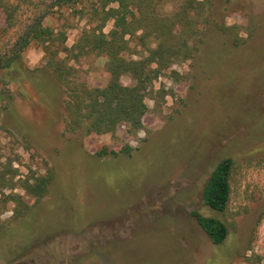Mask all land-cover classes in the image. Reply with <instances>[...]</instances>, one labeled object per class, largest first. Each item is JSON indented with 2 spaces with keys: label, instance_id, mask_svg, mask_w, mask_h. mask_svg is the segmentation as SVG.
Segmentation results:
<instances>
[{
  "label": "rangeland",
  "instance_id": "obj_1",
  "mask_svg": "<svg viewBox=\"0 0 264 264\" xmlns=\"http://www.w3.org/2000/svg\"><path fill=\"white\" fill-rule=\"evenodd\" d=\"M198 1L206 2L199 49L153 84L167 95L157 110L146 99L134 135L123 126L105 135L67 132L66 87L41 48L25 52L24 65L40 79L8 84L0 100V264L39 253L28 250L39 242L51 254L60 244L61 264H264V0ZM87 10L64 9L45 23L64 31L70 47L96 25ZM130 47L137 54L127 58L146 55L134 41ZM105 63L95 53L64 62L89 88L104 85ZM124 147L130 155L97 156ZM226 158L234 160L231 196L216 212L201 193ZM47 176L38 201L21 187ZM195 213L224 222L226 239L212 244Z\"/></svg>",
  "mask_w": 264,
  "mask_h": 264
},
{
  "label": "trees",
  "instance_id": "obj_2",
  "mask_svg": "<svg viewBox=\"0 0 264 264\" xmlns=\"http://www.w3.org/2000/svg\"><path fill=\"white\" fill-rule=\"evenodd\" d=\"M85 1L0 0V100L8 84L40 79L41 74L24 65L25 52L37 46L42 49L53 76L66 87L63 107L67 132L78 136L105 135L123 126L128 135H134L143 128L142 119L148 112L146 99L154 100L157 110L167 95L163 88L153 90V84L168 72L174 74V65L192 59L198 51L202 42L198 19L206 2L99 0V6L92 4L87 10ZM64 9L79 14L87 10L88 19L96 22L94 27L83 30L70 47L66 45L64 31L45 23ZM110 20L112 29L105 34L103 28ZM132 41L146 53L138 60L126 57L137 54L130 47ZM92 53L106 57L102 87L89 88L78 83L70 78L71 69L64 64ZM124 76L130 78L131 85L122 84ZM132 151L131 147L111 151L103 148L97 156L130 155ZM233 168L231 158L215 166L201 193L204 206L216 212L225 211L231 196ZM48 182V176L36 177L33 183L26 181L21 187L38 201L44 196ZM195 219L212 244L226 239L228 227L221 220L198 213Z\"/></svg>",
  "mask_w": 264,
  "mask_h": 264
},
{
  "label": "flooded vegetation",
  "instance_id": "obj_3",
  "mask_svg": "<svg viewBox=\"0 0 264 264\" xmlns=\"http://www.w3.org/2000/svg\"><path fill=\"white\" fill-rule=\"evenodd\" d=\"M55 243H58V241ZM59 243L62 242L59 241ZM38 247L42 250L39 251V253H34V251L25 253L23 256L20 257L22 259L17 258L6 264H61L62 249L60 244L58 246V250L56 252H53L52 254L46 250L47 249L46 246L45 247L41 246V242H39L38 245L28 248V250L32 248L37 249Z\"/></svg>",
  "mask_w": 264,
  "mask_h": 264
}]
</instances>
